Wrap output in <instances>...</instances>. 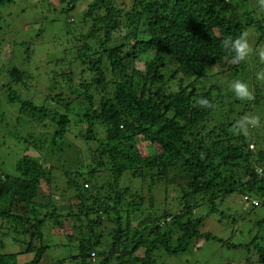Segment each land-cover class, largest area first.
Segmentation results:
<instances>
[{"label": "trees", "instance_id": "trees-1", "mask_svg": "<svg viewBox=\"0 0 264 264\" xmlns=\"http://www.w3.org/2000/svg\"><path fill=\"white\" fill-rule=\"evenodd\" d=\"M8 1L0 0V7ZM53 1L66 14L64 27L72 35L73 45L66 48L70 60L57 62L70 85L47 92L50 106L37 95L24 96L31 75L14 65L12 53L1 68L9 78L3 85L6 100L18 104V118L15 124L3 118L0 127V225L5 226L0 232L23 236L26 253L33 255L24 264L41 263L50 221L80 233L70 235L77 241L73 264H164L163 253L187 251L192 241L207 237L201 230L206 216L197 213L203 205L225 215L220 206L229 194L263 198L264 179L256 166H264V135L252 125L241 130L264 97L263 78L254 79L249 71L256 50L249 46L245 59L236 62L222 45L242 35L247 40L254 26L262 35L258 45L264 42V14L256 19V9L238 0ZM81 5L85 11L75 17ZM239 10L241 19L235 15ZM243 72L251 93L247 105L229 88ZM199 98L211 107H200ZM10 138L24 152L34 148L39 155L13 152L6 158ZM67 151H75V166L58 171L53 159ZM48 191L80 210L74 224H65L54 205L45 214L34 205ZM169 198L175 207L158 206ZM17 201L32 207L29 216L17 210ZM147 202L148 210L136 208ZM251 205L264 207V201ZM105 222L112 224L106 228L109 240ZM257 223L264 226V217ZM252 244L256 264H264V235L247 247ZM17 255L0 252V264H19Z\"/></svg>", "mask_w": 264, "mask_h": 264}, {"label": "rangeland", "instance_id": "rangeland-1", "mask_svg": "<svg viewBox=\"0 0 264 264\" xmlns=\"http://www.w3.org/2000/svg\"><path fill=\"white\" fill-rule=\"evenodd\" d=\"M238 1L239 5L248 4L253 9H256V19L263 17L264 8L260 6L259 0ZM85 7V5H81L77 9V12L72 14L77 17V13H84ZM235 15L241 19L240 10ZM65 16L66 14L62 12V7L53 0H10L4 6L0 7V127L4 126L3 118L13 119L12 124H15L18 118L15 115L18 104L8 103L6 100L8 90H6V86H3L4 83L9 81L8 76L3 75L5 73L1 71L7 54L12 53L14 65L21 67L23 70H28L31 75L28 80L31 90L28 91V89L26 90L24 88L26 91V95L24 96L26 98L37 95L39 101L42 100L43 103L51 106L53 101L47 96V92H51L55 88L61 91L63 87L70 85L71 81H69V78L64 77L66 70L60 64L62 61L70 60L69 58L67 59L69 54H67L66 48L73 45L71 42L72 35L64 27ZM75 28L76 26L72 27V29ZM249 35L250 37H248L249 40L247 39V43L252 49L256 50V52L250 55L251 67L249 71H253L254 79H258L261 76L263 79L259 83H263L264 61L260 57L261 54H264V42L258 45V41L261 40L262 35L256 26L250 30ZM29 48H31V54L30 58L27 59ZM58 61H60L59 64L57 63ZM137 65L143 69V65H139V63ZM217 72L218 69L216 68L211 74L215 75ZM165 77L166 80L169 79L168 76ZM246 77L247 72H243L237 80L245 82L244 79ZM254 79L251 80L254 81ZM254 88H252L253 92L256 91V88ZM261 99L260 106L258 105L252 108L251 115H248V117H258V123L255 129L258 134L264 135V97L261 96ZM249 100L244 99L243 104L247 105ZM244 105L236 106L238 110H243ZM26 129V127L23 128L24 131ZM76 132L78 133V130ZM75 134L70 135L72 140H75ZM256 137H259V135ZM79 142V140H76L75 143L84 147ZM252 143L256 145V142ZM141 149L143 153H147L149 149L148 143H144ZM3 150H6L5 153L3 151V156L6 158L7 154L10 155L13 152H15L14 155L16 153L39 155V152L34 148L24 152L21 150L17 141L12 138L8 139L7 145ZM74 152L67 151L63 158L60 159L56 156L53 159V163L58 168V171L59 169L64 170L65 166L73 165L75 161L73 156ZM65 159H67V162H65ZM163 192L165 191L162 190ZM48 193L50 191L47 192L46 197H36L33 201L34 205H38V209L44 214L49 211L48 206L50 204L52 206L54 205L58 207V210L63 212L62 220L65 224L67 220L73 223L75 216L80 210L77 212L76 207L70 209L73 203L68 199H64L63 196H59L57 191L52 192L54 196H49ZM71 193H69L70 196ZM164 195L165 193L162 194V196ZM226 198L227 204L220 206L221 209H227H222L221 211L225 215L223 213L211 214L208 211V206L205 205L197 211L200 215L206 216V221L201 230L207 232L208 238L202 237L199 242L197 240L192 241L187 251H181L174 255L163 253L160 261H163L164 264H256L258 255L255 253L253 244L250 247H247V245L253 243L258 235H264V226L259 227L257 223L259 219L264 217V207L253 208L251 205L252 198H244L233 194L227 195ZM162 203L170 208L176 206V203L171 198L166 202L165 200H160L158 206ZM149 207L150 203L147 202L143 206L136 208L148 210ZM16 208L22 214L29 216L32 207L28 208L24 203L17 201ZM83 217L85 216L83 215ZM0 227L5 228L4 224L0 225ZM111 227L112 224L109 222L103 224L102 229L105 231L104 234L106 237L109 235V230L106 228L111 229ZM84 230H86V227ZM4 231L7 230L5 229L0 232V252L16 255L19 253L16 256V262L19 264L31 261L33 255L26 253L27 243L23 241V236H18L14 230H9L8 235ZM45 233L47 235L46 245L48 248L40 264H73L74 261L71 257L75 254L74 246H76L77 241L73 240L70 235L72 233H80L75 232L72 226L65 225L64 227H59L53 221L46 223ZM210 234H212V237L208 236ZM215 236L219 239L215 238ZM107 238L108 240L110 239L109 237ZM103 241L106 242V238ZM242 243L246 246H234Z\"/></svg>", "mask_w": 264, "mask_h": 264}, {"label": "clouds", "instance_id": "clouds-1", "mask_svg": "<svg viewBox=\"0 0 264 264\" xmlns=\"http://www.w3.org/2000/svg\"><path fill=\"white\" fill-rule=\"evenodd\" d=\"M260 6L264 8V0H259ZM224 48L229 49L232 51L235 55L233 57L234 61L239 62L245 59V57L249 53V45L247 43L246 38L242 35L241 37L236 38L235 40H225L222 45ZM261 60L264 61V54H261ZM230 90L239 98L241 99H251V93L249 91L248 85L240 80H236L233 83L229 85ZM197 104L200 107H211V104L208 99L206 98H199L197 100ZM258 123V117L251 116V117H245L243 121L241 122V130H244L247 125L256 126ZM251 145H254L252 143ZM253 149L255 147H251ZM258 166L257 165L256 169ZM259 174V173H258Z\"/></svg>", "mask_w": 264, "mask_h": 264}, {"label": "built area", "instance_id": "built-area-1", "mask_svg": "<svg viewBox=\"0 0 264 264\" xmlns=\"http://www.w3.org/2000/svg\"><path fill=\"white\" fill-rule=\"evenodd\" d=\"M251 147L253 148L254 145H251ZM257 172H258L259 175H261L262 178L264 179V166H258V167H257ZM262 201H264V196H263L262 199H253V200H252V204H253L254 206H259V205L262 203Z\"/></svg>", "mask_w": 264, "mask_h": 264}]
</instances>
